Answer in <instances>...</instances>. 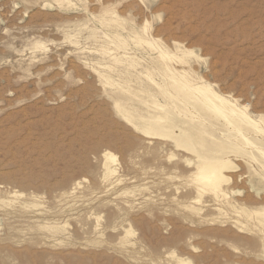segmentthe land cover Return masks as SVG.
I'll list each match as a JSON object with an SVG mask.
<instances>
[{"label": "rangeland", "instance_id": "1", "mask_svg": "<svg viewBox=\"0 0 264 264\" xmlns=\"http://www.w3.org/2000/svg\"><path fill=\"white\" fill-rule=\"evenodd\" d=\"M166 65L264 127V0H0V264H264V159ZM169 112L213 136L141 132Z\"/></svg>", "mask_w": 264, "mask_h": 264}, {"label": "bare ground", "instance_id": "2", "mask_svg": "<svg viewBox=\"0 0 264 264\" xmlns=\"http://www.w3.org/2000/svg\"><path fill=\"white\" fill-rule=\"evenodd\" d=\"M159 55H160L159 56L160 59H162V62L164 59L169 58L164 53H161ZM171 67H169L168 65L164 67L165 75L172 81L174 86L177 88L178 90L177 92L182 93V95L185 97V99L187 100V102L185 101L186 106L190 105V107L192 106L193 108H195L194 105L200 103L203 106L204 110L206 112L211 113L220 122V126L226 129L224 132L221 131L219 128L216 130H218L221 134H224L225 132H226L225 134L227 133L233 134L235 140H238L243 144L250 146L251 149L253 148L264 159V149L258 146L256 142L251 141L249 138V136L252 135L255 136L256 138L259 137L262 141H264V127L260 126L261 124L260 121L251 118L247 113L245 107H239L237 106L236 103L224 99L223 97L215 93L211 89V87L206 84H202L199 82H189L183 76H179L177 73H175L174 69H172ZM164 94H167L170 97H175L174 95L167 93L165 89H163V95ZM154 107L162 109L164 106L155 104ZM171 116L172 113H170L165 117H161V116L152 117L148 123L150 125L147 126L146 129L141 130V132L145 135L170 138L175 142L176 146L179 147L181 146L180 143H182L180 138L186 137V139L183 140L192 141L194 136L197 134L205 133L209 136H213L211 131L207 132L205 130L202 123L198 125L196 124L195 121L194 124L186 123L181 120L174 121L173 118H171ZM193 117L200 122H204L203 118L199 116V114L193 115ZM214 127L215 125L211 124V128H212L211 130L213 132H214ZM225 134L223 135L224 137L226 138L230 137L229 135H225ZM191 144H194V142H192ZM229 147L234 150L240 149L238 143H234V142H231ZM105 158L107 161L110 162H114L115 160L110 155V153L105 154ZM186 162L188 165L193 166L195 169V172L193 171L195 173L194 181L198 183V188L200 189L199 191L209 190L216 199H220V200L228 199L227 192L221 188V184L227 183L230 180L229 177L225 175V171L233 169L234 168L233 163H231L228 159L221 157L209 158L207 157L206 154H201V155L198 154L195 160L193 161L186 160ZM108 164L109 163H107V165ZM106 169H108V167H106ZM112 172L114 171L112 170L107 171L106 173L107 176H109Z\"/></svg>", "mask_w": 264, "mask_h": 264}]
</instances>
